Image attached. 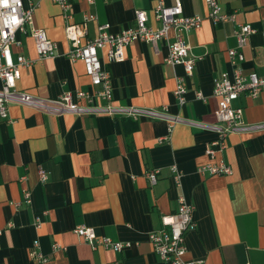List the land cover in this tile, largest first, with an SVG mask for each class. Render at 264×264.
Wrapping results in <instances>:
<instances>
[{
  "label": "crops",
  "instance_id": "0c3cea01",
  "mask_svg": "<svg viewBox=\"0 0 264 264\" xmlns=\"http://www.w3.org/2000/svg\"><path fill=\"white\" fill-rule=\"evenodd\" d=\"M186 15H201L200 28L186 38L196 58L194 73L186 77V103L174 95L176 76L183 65L166 62L169 47L136 40L125 49V59L111 62L101 51L103 66L113 84V104L118 108L159 109L178 117L170 140L169 120L126 114H51L12 103L8 116L0 115V264H170L161 259L149 233L162 225L161 215L178 210L184 194L195 205L197 228L186 235L189 260L203 264H264V129L233 132L219 157L231 165L230 175H201L198 167L213 161L206 145L217 134L220 98L214 79L231 69L228 50L238 47L236 22L214 23L204 0H181ZM72 18L60 5L42 0L33 15V26L45 28L58 44L57 56L40 59L34 39L18 33L14 56L35 62L23 69L17 86L45 98L64 91L90 90L82 61L67 57L70 44L65 27L82 22L86 13L88 37L101 24L120 32L136 25V10L149 14L155 27L156 0H70ZM173 5L176 0H165ZM225 12H236L237 21L257 31L242 48L245 74L264 78V0H220ZM27 3H29L27 1ZM29 28V27H28ZM174 38V31L170 32ZM201 91L204 99H199ZM85 101L83 100L82 103ZM98 104L106 103L97 99ZM234 105L244 109L246 125H264V92L257 97L243 93ZM184 173L179 189L171 166ZM39 167L48 172L42 182ZM160 169L151 185L145 172ZM31 192L26 203L24 193ZM78 225L94 227L98 235L131 242L122 251L94 249L74 231ZM38 250L46 257H30ZM57 244L60 248H54Z\"/></svg>",
  "mask_w": 264,
  "mask_h": 264
},
{
  "label": "built area",
  "instance_id": "2783aa9c",
  "mask_svg": "<svg viewBox=\"0 0 264 264\" xmlns=\"http://www.w3.org/2000/svg\"><path fill=\"white\" fill-rule=\"evenodd\" d=\"M27 1L29 3H27ZM42 0H0V115L8 116L9 106L12 103L32 107L44 113L51 114H126L134 119L139 117L165 118L169 120V134L159 140H170L174 125L182 119L169 117L159 109L118 108L113 104V84L110 73L104 68L102 51L111 62H121L125 59V49L133 41L150 42L158 51L159 42L166 41L169 53L166 62L173 66L183 65L185 75L176 76L174 95L180 105L186 103L188 91L187 79L194 73L196 58L190 54V43L186 35L201 27V15H186L181 0L168 5L165 0H156L153 16L158 27L149 24V14L144 9L136 10V25L120 32L110 31V24L99 26L97 36L88 37V22L95 19L94 14L86 13L82 22H69L65 27L66 38L70 47L67 57L75 62L82 61L85 72L90 78V90L77 89L64 91L57 98H45L18 88L23 69L33 65L35 60L19 54L14 56L12 47L19 44L18 33L29 34L35 42L40 59L57 56L58 44L49 38L45 28L33 26V15ZM60 5L67 19L72 18L70 0H51ZM93 3L94 0H88ZM208 8V17L216 24L226 21L236 22L235 35L238 47L228 50L230 70L224 71L220 77L214 79V94L220 98L216 111L217 122L210 125L216 132V139L206 145V153L213 160L198 167V172L205 175H230L233 169L222 157L227 147V139L233 132H242L248 129H264V125L250 127L244 121V109L234 105L243 93L257 97L264 92V78L254 73L245 74L242 63L245 60L243 47L248 38L256 29L249 23L237 21L236 12H225L220 0H204ZM29 27V28H28ZM174 31V38L170 32ZM199 99H204L201 91H197ZM106 103L98 104L97 99ZM85 101L82 103V101ZM172 179L175 186L182 189L184 173L177 164L171 166ZM40 180H48V172L43 167L38 170ZM160 169H150L145 172L151 185L158 182ZM25 202H31V192L24 193ZM195 205L187 200L182 193L179 196V207L176 212L163 213L162 225L159 229L149 233V241L154 251L162 260L170 264H203L202 260H189L187 253L186 235L197 228L194 219ZM74 231L94 249L103 247L114 251H122L132 245L131 242L115 241L108 236L98 235L94 227L78 225ZM1 233V231H0ZM31 251L30 257L39 262H46L47 257L37 248ZM54 248H60L55 244Z\"/></svg>",
  "mask_w": 264,
  "mask_h": 264
},
{
  "label": "clouds",
  "instance_id": "9594fccd",
  "mask_svg": "<svg viewBox=\"0 0 264 264\" xmlns=\"http://www.w3.org/2000/svg\"><path fill=\"white\" fill-rule=\"evenodd\" d=\"M5 2H6V0H5Z\"/></svg>",
  "mask_w": 264,
  "mask_h": 264
}]
</instances>
